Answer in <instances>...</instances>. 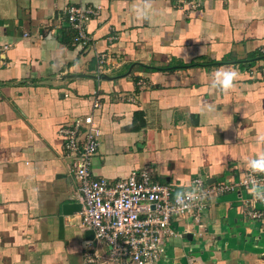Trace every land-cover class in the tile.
I'll use <instances>...</instances> for the list:
<instances>
[{
    "label": "crops",
    "instance_id": "obj_1",
    "mask_svg": "<svg viewBox=\"0 0 264 264\" xmlns=\"http://www.w3.org/2000/svg\"><path fill=\"white\" fill-rule=\"evenodd\" d=\"M181 1L156 0L158 14L142 22L137 0H0V264L107 256L80 226L56 134L86 115L100 132L94 178L148 169L177 192L197 176L234 187L211 198L200 223L179 221L162 264H264V202L239 187L246 161L264 151V0ZM69 5L100 8L87 49L62 28ZM98 54L108 57L102 73ZM225 66L238 70L236 87L210 90Z\"/></svg>",
    "mask_w": 264,
    "mask_h": 264
},
{
    "label": "built area",
    "instance_id": "obj_2",
    "mask_svg": "<svg viewBox=\"0 0 264 264\" xmlns=\"http://www.w3.org/2000/svg\"><path fill=\"white\" fill-rule=\"evenodd\" d=\"M181 3L191 8L199 5L198 0ZM99 10L76 5L64 8L60 16L62 28L71 33L74 45L88 48L87 24L98 16ZM95 58L96 68L102 73L108 57L98 54ZM261 71L264 75V68ZM56 134L64 155L71 160V174L81 197L80 226L90 230L94 239L108 249L103 258L96 251L85 253L84 264H162L164 245L175 235L179 221L191 219L194 224L200 223L212 197L234 191L227 182L214 185L197 176L190 184H199L205 198L181 211L175 201L176 185L154 181L148 169L133 171L115 181L92 176L91 161L97 154L100 132L91 115L73 118L61 125ZM251 175L248 169L239 181V187L247 192ZM255 176L264 183V173ZM247 215L251 220L261 219L254 210Z\"/></svg>",
    "mask_w": 264,
    "mask_h": 264
},
{
    "label": "clouds",
    "instance_id": "obj_3",
    "mask_svg": "<svg viewBox=\"0 0 264 264\" xmlns=\"http://www.w3.org/2000/svg\"><path fill=\"white\" fill-rule=\"evenodd\" d=\"M135 18L142 22L151 21L158 14L156 8V0H137L133 8ZM239 72L235 67H222L215 70L211 74L209 80V89L212 91L219 90L227 93L236 87V82L239 78ZM208 110L212 111L213 106L208 105ZM257 142L264 144V131L258 137ZM247 166L253 175L248 178V192L254 200L264 202V183L256 179V173H264V151H261L257 156L249 158ZM205 198V193L199 184H190L182 191L175 194V201L178 210L187 209Z\"/></svg>",
    "mask_w": 264,
    "mask_h": 264
},
{
    "label": "water",
    "instance_id": "obj_4",
    "mask_svg": "<svg viewBox=\"0 0 264 264\" xmlns=\"http://www.w3.org/2000/svg\"><path fill=\"white\" fill-rule=\"evenodd\" d=\"M79 208H80V206H79Z\"/></svg>",
    "mask_w": 264,
    "mask_h": 264
}]
</instances>
